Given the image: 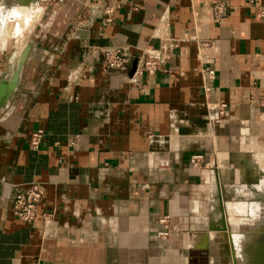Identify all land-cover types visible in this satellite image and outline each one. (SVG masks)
<instances>
[{"label": "crops", "instance_id": "0c3cea01", "mask_svg": "<svg viewBox=\"0 0 264 264\" xmlns=\"http://www.w3.org/2000/svg\"><path fill=\"white\" fill-rule=\"evenodd\" d=\"M28 1L17 29L23 12L0 8V264H264V0ZM3 31L12 55L27 46L12 86ZM147 44L170 54L137 74ZM108 46L125 70L102 67ZM209 101L225 103L213 124ZM30 181L43 193L23 221Z\"/></svg>", "mask_w": 264, "mask_h": 264}, {"label": "built area", "instance_id": "2783aa9c", "mask_svg": "<svg viewBox=\"0 0 264 264\" xmlns=\"http://www.w3.org/2000/svg\"><path fill=\"white\" fill-rule=\"evenodd\" d=\"M253 4V0H247ZM218 7V6H217ZM113 5H102L104 20H110ZM263 10H260L262 14ZM170 51L168 46L160 45H144L140 54L136 58L134 72L140 74L142 72L153 73L159 66L167 60ZM131 55L125 46H108L101 49L100 63L103 68L109 70H125L129 64ZM212 69H207V75L211 77ZM208 118L213 124L225 112V103L221 101H209L207 103ZM44 130L42 127L32 129L28 135V146L36 149L39 147ZM199 154H192L189 161L192 164L198 160ZM158 163L166 164L165 160L157 159ZM43 193V188L37 181H30L24 188L17 190L12 198V213L20 220L29 221L35 215V206ZM46 216L44 215V219ZM160 229L156 231V235L164 237L169 232L176 229L175 223L169 221L168 214H161L157 218Z\"/></svg>", "mask_w": 264, "mask_h": 264}, {"label": "rangeland", "instance_id": "374dc122", "mask_svg": "<svg viewBox=\"0 0 264 264\" xmlns=\"http://www.w3.org/2000/svg\"><path fill=\"white\" fill-rule=\"evenodd\" d=\"M6 2L7 3L9 2L12 11H16L18 9L17 11L23 12V15L20 16V19L19 20H15L13 18L8 17V19H12L13 20V23L15 24L14 29H17V27L19 26V24H22L25 21L26 15H25V12L24 11H25V7L26 6H28L27 11L30 10V8H29L30 1L26 0L24 2L22 0H0V8H5ZM31 4H32L31 5L32 6V10H34V11L37 10L38 5L40 6V4L38 3V0H32V3ZM27 16H28V14H27ZM7 21H8L7 18L6 19H3L2 20V23H7ZM34 21H36V20H34ZM10 22H12V21H10ZM15 33H16V31L15 32H12V31H3V34H2L3 38L9 36L7 38V40H6L5 46L2 48V50L5 52V54L7 56H11V61L12 62L17 57V54L16 55H12V52L17 49V45L18 44L16 42V38L15 37H11L10 35H14ZM17 35L20 36L19 33H17ZM27 35H28V31L24 32L23 38H22V42H24V39L26 38ZM12 65H13V63H12Z\"/></svg>", "mask_w": 264, "mask_h": 264}, {"label": "bare ground", "instance_id": "6f19581e", "mask_svg": "<svg viewBox=\"0 0 264 264\" xmlns=\"http://www.w3.org/2000/svg\"><path fill=\"white\" fill-rule=\"evenodd\" d=\"M19 53H20V52H19ZM13 55H16V53L13 54ZM24 55H25V49L23 48L22 51H21V54L18 56L19 58H18L17 62L15 63V68H14V71H13L12 76H11V79H10V85H11V86H12V85L14 84V82H15V79H16V78H15V72H16V69H17L18 65L20 64L21 60L23 59ZM16 59H17V58H16ZM13 62H15V60H13Z\"/></svg>", "mask_w": 264, "mask_h": 264}, {"label": "water", "instance_id": "95a60500", "mask_svg": "<svg viewBox=\"0 0 264 264\" xmlns=\"http://www.w3.org/2000/svg\"><path fill=\"white\" fill-rule=\"evenodd\" d=\"M26 47L27 46H25L24 47V49H25V52H26ZM134 67H135V59L132 61V63H131V68H130V70L132 71L133 69H134ZM8 86H11L10 85V81H9V83H8ZM5 87H6V82L5 81H3V80H1L0 81V94L3 92V90L5 89Z\"/></svg>", "mask_w": 264, "mask_h": 264}]
</instances>
